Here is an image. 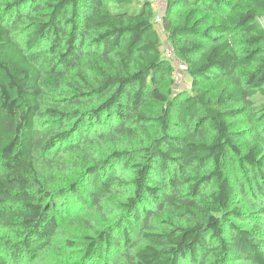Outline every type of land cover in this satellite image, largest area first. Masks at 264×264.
Returning <instances> with one entry per match:
<instances>
[{
    "label": "trees",
    "instance_id": "obj_1",
    "mask_svg": "<svg viewBox=\"0 0 264 264\" xmlns=\"http://www.w3.org/2000/svg\"><path fill=\"white\" fill-rule=\"evenodd\" d=\"M163 1L0 0V264H264V0Z\"/></svg>",
    "mask_w": 264,
    "mask_h": 264
},
{
    "label": "built area",
    "instance_id": "obj_2",
    "mask_svg": "<svg viewBox=\"0 0 264 264\" xmlns=\"http://www.w3.org/2000/svg\"><path fill=\"white\" fill-rule=\"evenodd\" d=\"M150 1L153 2L154 6L158 9L159 4H158L157 0H150ZM154 19H155L156 23L161 24V18L159 16V13H157V15L155 16ZM263 27H264V21H263ZM164 52H165L166 57L173 55L172 49L170 47H167ZM175 69L176 70L173 73L175 89L176 90H179V88L184 89L186 86L185 85L186 80L184 79V73L187 69L186 65H185V63L183 64V63L179 62ZM182 82H184V83H182Z\"/></svg>",
    "mask_w": 264,
    "mask_h": 264
},
{
    "label": "rangeland",
    "instance_id": "obj_3",
    "mask_svg": "<svg viewBox=\"0 0 264 264\" xmlns=\"http://www.w3.org/2000/svg\"><path fill=\"white\" fill-rule=\"evenodd\" d=\"M163 1V0H162ZM165 3V2H164ZM161 7L162 8H156L157 9V13H161L162 11H163V6H162V4H161ZM159 28L161 27V26H158ZM160 35H161V38H162V41H163V43H164V49L165 48H167V47H170V45H169V43H168V38H167V33H164V32H161L160 31ZM171 48V47H170ZM172 56H174V52H173V55H171V56H168V58H170V59H172ZM180 61L174 56V58H173V65H175V68L177 67V64L179 63ZM182 83H184V82H182ZM185 87H187V88H190V85H189V82H185Z\"/></svg>",
    "mask_w": 264,
    "mask_h": 264
},
{
    "label": "crops",
    "instance_id": "obj_4",
    "mask_svg": "<svg viewBox=\"0 0 264 264\" xmlns=\"http://www.w3.org/2000/svg\"><path fill=\"white\" fill-rule=\"evenodd\" d=\"M157 2H158V4H159L158 8H162V7H161V4H162V6L164 7V5H165L164 1H162V0H157Z\"/></svg>",
    "mask_w": 264,
    "mask_h": 264
}]
</instances>
